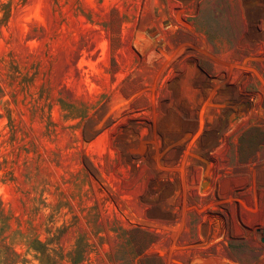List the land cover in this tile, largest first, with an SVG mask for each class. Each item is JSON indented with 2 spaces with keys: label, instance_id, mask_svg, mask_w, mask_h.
<instances>
[{
  "label": "rangeland",
  "instance_id": "obj_1",
  "mask_svg": "<svg viewBox=\"0 0 264 264\" xmlns=\"http://www.w3.org/2000/svg\"><path fill=\"white\" fill-rule=\"evenodd\" d=\"M0 264H264V0H0Z\"/></svg>",
  "mask_w": 264,
  "mask_h": 264
}]
</instances>
